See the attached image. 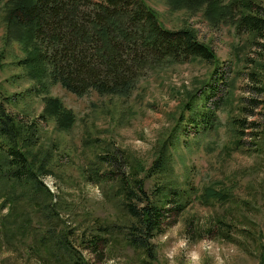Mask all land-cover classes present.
I'll return each instance as SVG.
<instances>
[{
	"label": "rangeland",
	"instance_id": "374dc122",
	"mask_svg": "<svg viewBox=\"0 0 264 264\" xmlns=\"http://www.w3.org/2000/svg\"><path fill=\"white\" fill-rule=\"evenodd\" d=\"M145 1L166 28H192L214 50L216 60L193 59L147 70L129 97L96 90L78 95L61 83L44 91L17 65L26 54L19 42L7 40L2 10L0 79L3 95L9 97L7 109L26 128H37L33 153L51 158V171L41 179L55 195L52 204L60 224L77 235L75 246L89 264H192L193 253H199V264H264V40L245 29L237 32L231 24L210 25L201 12L174 10L168 0ZM256 1L264 5V0ZM217 65L227 83L214 95L223 99L217 110L219 125L199 135L187 127L186 134L169 145V136L185 112L184 102L210 81ZM48 97L59 98L76 113L77 122L70 130L41 117ZM238 120H245L242 135ZM166 142L172 171L150 175ZM116 150L124 151L132 163L119 171L131 174L134 164L144 165L140 176L148 195L163 185L190 194L183 211H173L165 231L153 239L155 259L122 238L110 239L104 257L91 255L82 243L99 222H130L117 180L89 179L97 156ZM11 189L0 186V264H47L30 248L32 237L17 244L6 238L4 225L10 218L28 212L36 220V205L25 199L20 200L18 214L8 193ZM208 190L223 193L225 200L202 201L200 196ZM17 192L21 195L22 189L17 187Z\"/></svg>",
	"mask_w": 264,
	"mask_h": 264
},
{
	"label": "trees",
	"instance_id": "16d2710c",
	"mask_svg": "<svg viewBox=\"0 0 264 264\" xmlns=\"http://www.w3.org/2000/svg\"><path fill=\"white\" fill-rule=\"evenodd\" d=\"M3 1L0 0V12L3 10L6 38L19 42L26 54L17 65L25 68L44 91L61 83L78 95L96 90L101 95L129 97L147 70L193 59L216 60L214 50L200 41L192 28H166L145 0H6L2 6ZM168 4L174 10L201 12L210 25L231 24L237 32L245 29L264 40V5L256 0H168ZM219 70L217 65L210 81L184 102L182 110L188 115L185 118L184 112L179 116L169 145L185 135L187 127L199 135L219 125L217 110L223 99L214 95L221 84H227ZM8 99L0 79V186H13L8 193L18 214L20 200L36 205V220L28 212L10 218L4 225L6 238L17 244L32 237L30 248L47 264H89L75 246L77 235L60 224L59 212L52 204L55 195L41 179L51 171V158L33 153L37 128H26L23 120H17L7 109ZM45 101L42 118L53 119L61 130L75 125L76 113L59 98L48 97ZM244 125L245 120L237 121L239 135ZM123 152L99 154L91 164L89 179L117 180L121 206L130 222H99L82 243L91 255L104 257L110 239L122 238L127 245L155 259L153 239L165 231L173 211H183L190 194L163 185L148 195L145 179L140 176L144 165L134 164L131 174L119 171L132 167L130 156ZM171 171L166 142L158 150L149 174L167 175ZM17 187L22 189L21 195ZM201 197L204 202L225 200L223 193L213 190Z\"/></svg>",
	"mask_w": 264,
	"mask_h": 264
},
{
	"label": "clouds",
	"instance_id": "9594fccd",
	"mask_svg": "<svg viewBox=\"0 0 264 264\" xmlns=\"http://www.w3.org/2000/svg\"><path fill=\"white\" fill-rule=\"evenodd\" d=\"M200 259L199 253H193L192 264H199Z\"/></svg>",
	"mask_w": 264,
	"mask_h": 264
}]
</instances>
